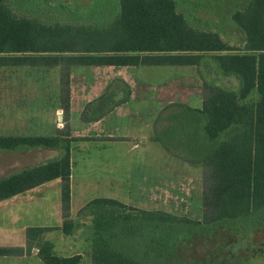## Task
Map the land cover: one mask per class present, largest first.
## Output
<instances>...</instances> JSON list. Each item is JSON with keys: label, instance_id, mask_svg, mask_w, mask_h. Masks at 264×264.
I'll return each mask as SVG.
<instances>
[{"label": "trees", "instance_id": "obj_1", "mask_svg": "<svg viewBox=\"0 0 264 264\" xmlns=\"http://www.w3.org/2000/svg\"><path fill=\"white\" fill-rule=\"evenodd\" d=\"M231 18L244 34L242 46L192 26L176 0H119L115 16L101 23H50L0 0V66H60L63 111H69L73 66H198L208 55L237 79L236 88L203 81L200 107L169 102L153 122L152 141L201 167V219L92 198L78 210L91 216V264H264L261 246L244 236L264 226V0H247ZM127 96L100 94L84 106L82 121L101 118ZM72 140L66 133L0 134V151L61 150L58 157L0 177V201L60 178L59 228L70 234ZM49 229L28 227L27 250L39 243L37 254L46 264H79L80 254L58 255L50 241L41 240ZM247 247L256 252H245ZM22 251L0 246V255Z\"/></svg>", "mask_w": 264, "mask_h": 264}, {"label": "rangeland", "instance_id": "obj_2", "mask_svg": "<svg viewBox=\"0 0 264 264\" xmlns=\"http://www.w3.org/2000/svg\"><path fill=\"white\" fill-rule=\"evenodd\" d=\"M246 1L176 0V5L192 26L216 31L223 40L239 47L243 44L244 34L233 22L231 14ZM9 3L18 13L50 23H101L112 19L119 9V0H9ZM60 74L58 65L0 66V134L66 133L73 139L71 144H79L71 152V210L95 197H113L141 208L162 209L201 219V167L190 165L166 151L163 153L157 143L135 149H130V144H144L136 139L137 132L146 129L144 121L150 117L152 132L157 114L169 102L200 107L203 81L236 88L237 79L221 72L208 55L202 57L198 66H126L111 67L109 71L73 66L70 69L69 111L66 112L60 107ZM110 75L125 79H110ZM111 91L120 97L128 95L129 91L134 99L108 115L98 129L116 135L126 134L128 138L84 141L89 138L79 135L85 131L80 119L82 109L100 94ZM250 97L256 99L257 93L252 92ZM56 125L61 128L56 129ZM149 137L151 140V133ZM93 144L117 145L99 149ZM36 150L0 151V177L12 170L11 163L25 165L47 155L43 150ZM50 157L55 155L43 160ZM47 197L48 208L60 215V191L51 188ZM76 234H80L79 231ZM51 235L54 251L64 255L60 234L54 232ZM244 236L248 243H258L261 246L259 252H264V226L249 228ZM69 239V236L64 237V240ZM30 248L35 249V246ZM245 252L254 254L256 248L247 247ZM80 264H90L89 255H84Z\"/></svg>", "mask_w": 264, "mask_h": 264}, {"label": "crops", "instance_id": "obj_3", "mask_svg": "<svg viewBox=\"0 0 264 264\" xmlns=\"http://www.w3.org/2000/svg\"><path fill=\"white\" fill-rule=\"evenodd\" d=\"M111 67H126V66H101V67H95V68H100L102 69V71H109ZM110 76H111L110 79H125L124 76L123 77H113L112 75ZM129 99H134L133 96L131 97V92H129L126 101L112 106V108L104 116H102L101 118L97 120L90 121V122H84L80 118L82 125L85 126V131L83 133H80L79 135L89 138V140L86 139L84 141H96L98 139L101 140L102 142L116 141L114 140L116 137H123L127 139L128 136L126 134L116 135L112 131H101L100 129H98V127L102 124V122L108 115L117 111L124 103H127ZM86 100L87 102L89 101V99H86ZM138 100L142 101L145 99H138ZM58 115L59 114H57V117ZM136 117H140V116L136 115ZM144 126L146 127V129H143L142 131L137 132L138 136H136V139L138 141L139 140L142 141L144 144H138V142L135 144H130L131 145L130 149H135L138 147L144 148L150 145L151 142L157 143L149 139L150 138L149 136L151 133V117L147 120V122L144 121ZM55 128L60 129L61 127L56 125ZM108 138L112 140H108ZM157 144L159 145V147H161L159 143ZM77 145L79 144L70 145V161H71V152L73 151L72 148H74V146H77ZM83 145L87 146V144H82V146ZM93 145H95V147L99 149H107L108 147H111L117 144H93ZM30 149H37L36 151L43 150L44 153L45 152L47 153V155L42 156L41 159L37 161L28 163L25 165L24 164L18 165L17 162H15L14 164L11 163L12 165L10 164V168L12 170L9 171V173L14 172L23 167H27L30 165H34V164H38L40 162L46 161L43 159H45L48 156L55 155V157H58L61 153V150L56 149V148H49V147H35V148H30ZM161 150H163V153H165V150L163 148ZM56 152L57 153L59 152V155L56 156ZM55 157H52V158H55ZM16 165L18 166L15 167ZM70 178H71V173H70ZM51 188H55L56 191L57 190L61 191L60 178H55L50 181L44 182L34 188L28 189L26 191H23L12 197H9V198H6L0 201V246L23 249V251L19 253H10V254L0 255V264H46L43 261V259L37 254L38 246H39L37 244L39 243L33 244L35 246V249L29 247V249L27 250L26 248L27 246L26 229L28 227H37V226L52 228V229L44 231L41 234V240L50 241L53 244V248H54V242H53V236L51 234H53L54 232H58L60 234V237L62 239L61 240L62 245H64L61 251L65 253L64 255L63 254H58V255L69 256L72 254H80L81 255L80 262L83 260L84 255H89L88 251L90 248V240H91L90 239L91 238V216L78 215V210L84 204L80 206L79 208H76L74 211L71 210V207H70V218L73 220L75 227H74V230L70 234H64L59 228L63 220L62 215H61V210H60V215H59V212L55 214L53 210H50L48 208L47 194ZM110 198H113V197H110ZM70 200H71V191H70ZM125 204L133 205L129 201L128 203H125ZM138 208H141V207H138ZM60 209H61V205H60ZM141 209H153V208H141ZM158 210H162V209H158ZM56 215H57V218H56ZM78 231L80 234L75 235V233ZM65 236H69L70 239L64 240ZM90 264H91V260H90Z\"/></svg>", "mask_w": 264, "mask_h": 264}, {"label": "water", "instance_id": "obj_4", "mask_svg": "<svg viewBox=\"0 0 264 264\" xmlns=\"http://www.w3.org/2000/svg\"><path fill=\"white\" fill-rule=\"evenodd\" d=\"M58 118H60V114L58 115ZM37 245H39V244H37Z\"/></svg>", "mask_w": 264, "mask_h": 264}]
</instances>
